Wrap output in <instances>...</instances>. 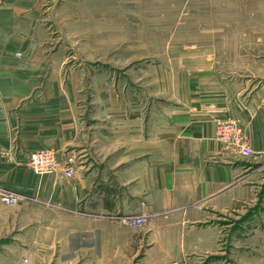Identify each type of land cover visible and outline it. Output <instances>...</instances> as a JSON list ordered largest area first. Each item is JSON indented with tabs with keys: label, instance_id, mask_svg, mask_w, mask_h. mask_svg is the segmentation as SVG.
I'll return each instance as SVG.
<instances>
[{
	"label": "crops",
	"instance_id": "0c3cea01",
	"mask_svg": "<svg viewBox=\"0 0 264 264\" xmlns=\"http://www.w3.org/2000/svg\"><path fill=\"white\" fill-rule=\"evenodd\" d=\"M44 14L39 0H0V191L73 202V241L97 250L98 264H264V90L196 92L160 126L152 100L95 117L73 50L56 48ZM229 120L254 157L219 142ZM43 149L73 160V182L28 168ZM23 207L0 201V228ZM140 216L143 226L127 224Z\"/></svg>",
	"mask_w": 264,
	"mask_h": 264
},
{
	"label": "rangeland",
	"instance_id": "374dc122",
	"mask_svg": "<svg viewBox=\"0 0 264 264\" xmlns=\"http://www.w3.org/2000/svg\"><path fill=\"white\" fill-rule=\"evenodd\" d=\"M39 1L56 48L73 50L79 97L95 117L152 100L160 126L196 92L264 90V0ZM23 204L0 228V264H98L97 250L73 241V202Z\"/></svg>",
	"mask_w": 264,
	"mask_h": 264
},
{
	"label": "built area",
	"instance_id": "2783aa9c",
	"mask_svg": "<svg viewBox=\"0 0 264 264\" xmlns=\"http://www.w3.org/2000/svg\"><path fill=\"white\" fill-rule=\"evenodd\" d=\"M216 136L223 147L236 156L252 158L256 155L245 129L238 122H220L216 127ZM26 164L34 174L40 177L59 174L63 178L71 180L76 174L72 164L59 158L57 152L52 149H43L31 153ZM22 200V196L18 194L0 191V201L6 206H17ZM128 221H131L135 226H143L146 223V217H129ZM174 264L188 263L181 261Z\"/></svg>",
	"mask_w": 264,
	"mask_h": 264
}]
</instances>
